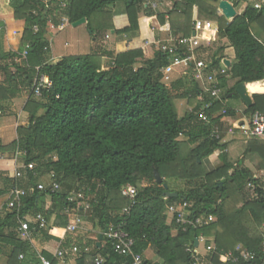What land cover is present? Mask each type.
Instances as JSON below:
<instances>
[{"label": "trees", "instance_id": "obj_1", "mask_svg": "<svg viewBox=\"0 0 264 264\" xmlns=\"http://www.w3.org/2000/svg\"><path fill=\"white\" fill-rule=\"evenodd\" d=\"M5 2L15 19L26 21V29L19 52L0 54V104L29 96L24 108L28 124L19 126L17 140L0 143L1 155L19 153L24 164L19 176L0 172V198L15 189L25 192L21 205L8 209L0 219V252L12 251L9 263L21 264L20 256L32 249L31 242L19 234L26 216L47 219L45 229L31 225V231L32 236L48 240L52 228L68 226L75 211L85 213L103 232L111 225L120 227L134 240L132 249L144 264H194L197 254L188 248L194 249L202 235L213 239L219 251L214 264H231L221 260V253H236L238 246L259 255L249 264H264V184L255 178L264 171V141L248 139L240 130L229 144H223V136L221 140L212 137L224 117L235 116L227 102L230 95L238 96L239 84L256 83L248 87L251 94H264V3L258 10L248 0H232L242 9L229 22L218 14L221 0H175L168 15L146 7L145 0H73L67 10L58 6L56 15L47 9L50 3L40 0ZM112 6H120V14L110 10ZM196 6L199 19L219 25L216 58L224 54L221 42L235 51L230 77L222 80L223 102L208 111L209 123L198 116L210 98L205 94L199 102L202 89L193 68L188 76L166 85L162 70L171 64L170 56L157 49L147 58L145 49L147 42L156 41L153 19L164 27L169 21L174 35L190 37ZM45 11L50 14L45 16ZM63 18L71 25L86 19L94 47L89 54L64 57L53 64L46 34L50 24L61 27ZM110 31L139 40V45L124 52L101 53L99 48ZM24 51L28 56L21 60ZM41 76L51 79L52 86L36 98L35 82ZM230 82L235 86L230 87ZM253 99L254 106L245 112L249 117L264 112V95ZM176 100H188L196 106L194 112L179 118ZM216 152H221L220 165L207 172L204 160ZM30 164L33 170H28ZM50 175L60 190L52 192V183L40 191L39 179ZM179 183L185 188L174 187ZM249 184L255 188L253 199L246 193ZM128 186L137 190L134 202L121 194ZM73 193L82 197L70 203ZM168 193L178 197L168 198ZM184 202L190 206L191 219L212 215L216 221L202 229L180 230L167 211ZM102 241L106 246L95 245L92 254L80 256L79 264H85L88 256L95 260L100 253L105 264H134L132 257L116 254L105 237ZM149 249L161 263L145 257Z\"/></svg>", "mask_w": 264, "mask_h": 264}, {"label": "built area", "instance_id": "obj_2", "mask_svg": "<svg viewBox=\"0 0 264 264\" xmlns=\"http://www.w3.org/2000/svg\"><path fill=\"white\" fill-rule=\"evenodd\" d=\"M73 0H58L59 8L61 10H67ZM178 2H182V0H177ZM222 1V0H221ZM230 2L233 6L232 0H226ZM153 10H157L159 5L156 3L149 4ZM261 5L257 4L255 6L256 9L260 10ZM218 14L222 17L224 16L222 10L219 8ZM225 17V16H224ZM63 25L59 28H56L54 25V29L63 30L66 24H69V20L67 18L62 19ZM4 29L0 27V32ZM156 30L153 28V32ZM193 33L190 37H185L182 35L171 36L167 41H155V42H147L146 46H155L158 50H161L165 55L168 54L171 59V64L162 70V75L164 79L169 78L170 74L173 73L177 66L183 65L185 67L184 76H188V73L192 72L194 79L198 82L199 87L202 89L198 100L200 103L204 101L205 94L209 96L210 102L202 108V111L199 113V119L204 123L210 122L209 110H212L217 102H223L224 91L222 89V80L230 77L231 66L227 65V61H229L228 57L225 54H220L216 58L217 48L214 45L217 44V40L212 38V32H210V23H206L198 17L194 18L193 25ZM109 38V36H107ZM28 56V51H24L22 54L21 60L26 59ZM215 58V59H214ZM219 62V64H216ZM264 81V80H263ZM52 86L51 79L46 76H41L36 79L35 82V94L36 96H41V91L45 89H50ZM196 106L190 108L189 113H193ZM228 109L222 110V115H227ZM250 123L248 126L241 125L239 126V130L248 138L255 139L259 141H264V112L257 111L252 116H250ZM212 137L221 140L222 131L220 126H216L212 132ZM20 154H17V157ZM34 165H28V170H33ZM61 188L60 184L54 182L52 185V192H57ZM248 188L253 192V196L255 197V188L252 184L248 185ZM38 189L40 191H45V185H38ZM121 194L124 198L131 200L134 202L137 196V190L135 187L128 186L122 189ZM25 195V192L20 189H15L10 193L9 201L7 204L8 209H14L16 206L21 205V199ZM82 197V194L73 193L69 197L70 203H75ZM134 204V203H133ZM190 206L187 202L183 204H173L168 207V214L175 218L176 224L180 230L186 231L188 227L194 229H202L216 221V218L212 215L208 217H198L191 219V212L189 210ZM89 209V205L86 206V210ZM125 212H127L125 210ZM33 222L40 229H45L48 226L47 219L42 215H37L33 218ZM30 219L25 218L23 222H21V227L19 228V234L22 240L31 241L32 231L31 225L33 223ZM82 224V220L77 217L75 221L68 225L67 232L75 233L79 229ZM262 230L264 231V223L262 225ZM103 237L109 242L111 245V249L120 255V256H130L133 258L134 264H144L143 258L139 254H135L134 248V240L126 234L120 227H116L111 225L107 231L103 233ZM198 247L188 248V252L195 255V263L194 264H214V256L218 254V249L213 241L207 239L203 235L197 238ZM208 242L210 244L208 245ZM202 247L204 248V254H202L199 250ZM263 256H264V243H263ZM64 252L58 251L56 257L61 260L64 258ZM259 258L257 253H253L248 251L246 248L242 246H238L236 249V253L229 252L221 253V260L225 263L231 264H249L256 261ZM40 264H60L54 263L51 260L40 257ZM106 260L103 257H98L95 259V264H105Z\"/></svg>", "mask_w": 264, "mask_h": 264}, {"label": "crops", "instance_id": "obj_3", "mask_svg": "<svg viewBox=\"0 0 264 264\" xmlns=\"http://www.w3.org/2000/svg\"><path fill=\"white\" fill-rule=\"evenodd\" d=\"M40 1H42L43 3H45L47 5L50 3L49 8H47V9H51V11L56 15L57 8L59 6L58 2H56V3L52 2L53 0H40ZM151 3L158 4L159 8L157 10H153L151 8V6L149 5ZM263 3H264V1H263ZM263 3H262V5H263ZM144 5L146 7L151 8L153 11H156V12L164 14V15H168L174 9L175 0H145ZM256 5L257 4H255V6ZM234 7H235V5H234ZM112 9L114 10V12H116V14H120L118 12H120V10L122 8L120 6L119 7L118 6L117 7L112 6ZM235 9L237 11L236 7H235ZM43 13L45 14V16L50 14V13H47L46 11ZM240 13L241 12L237 11L238 16L240 15ZM143 14L141 16H143ZM49 17H50V15H49ZM195 17L199 18V9L197 6L194 8L193 18H195ZM232 21L233 20H229V22H232ZM151 24H152V27L156 30L154 32L156 41L165 42L171 36H176L169 30V27H170L169 21L167 22L165 27L162 26L157 19H153L151 21ZM51 25L52 24H50V26ZM68 25H70V24H66L64 29L60 30V31L58 30V32H63L67 28ZM0 27H2L4 29L2 32H0V54L4 53V52H9V51L19 52L21 45H22V40H23L24 34H25L26 21L15 19V17L13 16L12 9L9 6H7V3L5 2V0H0ZM84 27L87 30L86 24L84 25ZM35 31L37 32L38 28H36ZM48 31H49V29H48ZM210 32H212V38L216 39L218 42L219 41V38H218L219 25H218V23H210ZM107 36H109L108 39H110L112 37V39L114 40V45L113 46L112 45L107 46L106 45L107 42H106L104 45H102V47L100 46V48H99V46H98L101 53L113 52L115 50L117 51V53L124 52V51H127L128 49H132V47H136V44L139 45V40H136V42H135V39L133 40V39H130L128 37H117L114 31H110L109 35H107ZM106 39H107V37H106ZM49 42H50V47H51V50L53 53V62L56 63L63 57H60L57 59L56 53L58 51L59 46L58 47L56 46L55 41H53V42L49 41ZM220 44L222 45V47H224V54L228 57L229 62L231 63V67H232L234 60H235L234 49L227 42H221ZM64 45L66 48L71 46L69 42H66ZM93 47H94V44H93V40H92L90 43L89 53H91ZM214 47L218 48L217 45H214ZM84 49H85V47H84ZM145 49L147 52V58L153 57L155 51L157 50V48L154 45L153 46H146V44H145ZM230 51L233 52V55L230 54ZM59 56H61V55H59ZM104 69H105V66H104ZM184 70H185V67L183 65L177 66L175 68V70L173 71V73L170 74L169 78L163 79V83H165L166 85H169L175 81L180 80V78L182 79V78L186 77L183 74ZM0 81H1V76H0ZM261 82L263 83L264 81H261ZM261 82H257V83H261ZM253 84H256V83L247 84V86L249 87L250 85H253ZM249 93L251 94L250 90H249ZM255 95H264V94H254V95H252V97H254ZM232 97H233V95H230L228 97V99H230ZM28 100H29V96L26 95L22 98L10 101L9 103H10L12 108H15L18 104H20L22 102V103H24V108H25V105H26ZM253 101H254V99H253ZM179 102H180V105H179V109H178V115H179V118H182L189 113L190 108L193 106L190 105L188 100H179ZM6 104L7 103H5V102L0 104V110L2 112L7 111L6 110ZM248 108L249 107L246 105L243 109L238 110V111L232 109L235 112V116H227V117H224V119H222L221 124H219V126L221 127V131H222L223 144H229L233 140L234 136L236 135V131L239 130L238 129L239 126H241V125L248 126L249 125L247 122L250 123L251 117L245 115V112ZM179 112L182 114L181 117H180ZM25 113L26 112L24 109L22 114L25 115ZM25 118L26 117L21 116V114H18L17 116H15V114H14L11 117L4 118V120H6V121H4V120L0 121V143L2 145H9L10 143L17 140V130L19 127L17 125V120H18V122L22 123L25 121V120H23ZM26 124H28V123H22V125H26ZM12 127H14V129L16 131L13 134L10 131ZM220 154H221V152H216L210 158L204 160V167H205L207 172H212V171L216 170V168L220 165V161H219ZM20 162H22L21 156L17 157V156L1 155L0 154V172H3L7 175L9 174L10 177L19 176V172L24 167V164L22 165V164H20ZM255 178L261 179V181L264 184V171L257 173ZM41 180L42 179H39L38 184L40 183ZM45 186H48V185H45ZM247 191L248 192L250 191L249 192L250 195L249 196L247 195L248 198L253 199L254 198L253 192L251 190H249L248 188H247ZM9 196H10V194L0 198V219L4 218V216L8 212L7 204L9 201ZM50 200L51 199L48 198L47 203H49ZM74 214H75L74 219L71 221V223H73L75 221V218H77V217H79L81 219L80 216L83 215V213L82 214L81 213H75V211H74ZM84 216H85V213H84ZM34 217L35 216H33V215L26 216V218L30 219L32 222H33ZM86 221L87 222H85V220H84V224L82 222L79 229L77 230V232H79V234L81 233L80 234L81 238H78V236L76 235L77 232H75V233L67 232L68 226H66V227L54 226L51 230V234H50L51 238L48 240H43L42 237L36 236V234H35V236H32L31 241H30L32 244L31 251L28 253V255H21L20 256V260L22 262L21 264H40L39 258L41 256L45 257L47 259H49V257H52L53 260H56L57 263L59 262L60 264H79L78 261H79L80 256L82 254H84V255L85 254L86 255L92 254L93 248L95 245H97L99 248L105 247L106 241H102L104 232L99 227L98 223L93 222V221H89V220H86ZM32 225L34 226L35 223L33 222ZM82 225H84V227H82ZM85 225H87V226H85ZM176 233L177 232H175V234ZM82 240H83V242H82ZM211 240L213 241V239H211ZM195 246L198 247V245H195ZM199 248H200L199 251L202 254H204L205 253L204 248H202V247H199ZM10 249H12V248H10ZM58 251H63L65 254L64 258L61 260H59L56 257V254ZM11 252L12 251L8 250V249H5L3 252H0V264H10L9 263V260H10L9 255L11 254ZM98 257L105 258V255L103 253H100L97 255L96 258H98ZM145 257L154 263H161L162 262V261H159L157 259L159 257L156 256L155 252L152 249H149L146 251ZM94 262H95V260L94 259L92 260V257L88 256L85 264H95Z\"/></svg>", "mask_w": 264, "mask_h": 264}, {"label": "rangeland", "instance_id": "obj_4", "mask_svg": "<svg viewBox=\"0 0 264 264\" xmlns=\"http://www.w3.org/2000/svg\"><path fill=\"white\" fill-rule=\"evenodd\" d=\"M248 1L253 3V4L262 5L264 0H248ZM240 9H242V8L238 7L237 11L240 12L239 11ZM110 10L113 11L112 7H110ZM46 39L48 41H52V42L55 41L56 46L57 47L59 46L58 47V51L56 53L57 59L60 58V57L64 58V57H68V56H80V55L88 54L89 51H90V43L93 40V38L91 36V33L85 29L84 25L79 26V27H73V25H71V24L68 25L67 28L63 32H58V29H56V28L54 29L53 27H51V28L49 27V31L46 34ZM66 42H69L71 46L66 48L65 45H64ZM106 42L105 43H106L107 46H111V45L113 46L114 45V40L112 39V37L110 39L107 38ZM105 43H103V45ZM84 47H85V49H84ZM230 54L233 55V52L230 51ZM59 55H61V56H59ZM63 58H61L56 63H54L53 60H52V63L53 64H57ZM230 85H231L230 87L235 86V82H230ZM230 87H229V89H230ZM227 91H228V89H227ZM36 98H39V97L36 96ZM5 103H7L6 104V110L7 111H3L2 112L0 110V119H1L0 121L4 120V118H6V117H11L14 114H15V116H17L18 114H21V116H25L26 117L25 119H23L25 121L22 122V123H28V119H27L28 118V114L27 113H25V115L22 114V112L24 110V103L21 102L15 108H12L9 102H5ZM175 105H176V109L178 111L179 105H180L179 100L175 101ZM227 106L229 108L233 109V110H237L238 111V110L243 109L246 105H245L244 101L240 97L233 96L232 98L228 99ZM179 114H180V117H181L182 114L180 112H179ZM4 121H6V120H4ZM22 123L18 122V120H17V125L18 126H21ZM247 123L249 124V122H247ZM10 131H11L12 134L16 132L14 127H12ZM22 163L23 162H20V164H22ZM203 169L205 170V168H203ZM52 183H53V178H52V175H50V176H46V177L42 178V180L40 181V183L38 185H48L49 186ZM177 185L178 186H176L174 184V187H179L180 189H184L185 188V184L184 183H179ZM249 192L246 190V193H247L248 196L250 195ZM80 217L82 219L83 224H84V220H85V222H87L86 220H88V219L86 218V216L82 215ZM85 226H87V225H85ZM82 227H84V225H82ZM80 234H79V232L76 233L78 238H81ZM82 242H83V240H82ZM157 259L159 261H161L160 258H157Z\"/></svg>", "mask_w": 264, "mask_h": 264}, {"label": "water", "instance_id": "obj_5", "mask_svg": "<svg viewBox=\"0 0 264 264\" xmlns=\"http://www.w3.org/2000/svg\"><path fill=\"white\" fill-rule=\"evenodd\" d=\"M220 9L222 10L224 16L229 20H234L238 16L235 7L226 0L221 1ZM86 23H87L86 19H82L74 23L73 27H79V26L85 25ZM227 65L231 66V63L227 61ZM236 94L244 101V103L249 108L254 106L253 97L248 92L247 84L245 83L239 84L236 88ZM155 175H156L158 182L161 183L163 179L161 178L160 174L158 172H155ZM176 197H178L177 194L168 193V198H176ZM195 245H198V240H196Z\"/></svg>", "mask_w": 264, "mask_h": 264}, {"label": "bare ground", "instance_id": "obj_6", "mask_svg": "<svg viewBox=\"0 0 264 264\" xmlns=\"http://www.w3.org/2000/svg\"><path fill=\"white\" fill-rule=\"evenodd\" d=\"M247 88H248V86H247ZM248 92H249V90H248ZM250 94V93H249Z\"/></svg>", "mask_w": 264, "mask_h": 264}]
</instances>
